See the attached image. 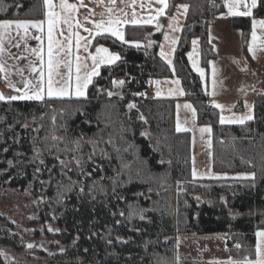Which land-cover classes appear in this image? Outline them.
Instances as JSON below:
<instances>
[{
  "label": "trees",
  "instance_id": "trees-1",
  "mask_svg": "<svg viewBox=\"0 0 264 264\" xmlns=\"http://www.w3.org/2000/svg\"><path fill=\"white\" fill-rule=\"evenodd\" d=\"M179 4L188 13L175 71L198 123L212 128L213 169L254 173V179H193L191 136L175 129V103L144 96L153 79L173 76L158 51ZM225 11L226 0H169L159 28L128 26V43L109 35L94 40L93 47L121 59L101 68L86 97L0 101V194L31 187L45 199L42 218L53 220L63 245L52 264H178L183 235H228L233 261L256 259L255 234L264 230V94L255 98L251 121L222 124L188 60L198 38L209 70L217 58L210 30ZM44 18V0H0V20ZM257 18H264V0L251 16L232 18L245 47ZM136 42L145 46L129 44ZM116 78L124 85H114ZM1 245L21 248L13 224L2 217ZM0 264L22 263L0 256Z\"/></svg>",
  "mask_w": 264,
  "mask_h": 264
},
{
  "label": "crops",
  "instance_id": "crops-1",
  "mask_svg": "<svg viewBox=\"0 0 264 264\" xmlns=\"http://www.w3.org/2000/svg\"><path fill=\"white\" fill-rule=\"evenodd\" d=\"M235 2V0L226 1V11L220 14L214 25L210 30V40L213 45L217 58L210 62L209 70H206L202 65L201 60V43L200 39L195 38L197 41L194 46L191 45L192 58L188 60L193 71L198 74L203 82L205 90L211 95V104L213 106L219 104L222 107L217 108L221 116L225 117V122L222 124H244L251 120H245L244 123L229 122V118L235 120L236 118L252 115L254 118V104L255 98L259 94H264V26L259 23L253 27L252 32L245 47L243 40V33L240 29L236 28L231 15L228 12V3ZM60 0H53L56 5L55 11L59 9ZM67 3L76 5V8L71 12L72 28L69 29L67 24L60 23L53 30L54 40L60 41L64 45V49L53 47L54 66L52 69L53 87L60 88L65 82L69 83L71 87L68 88V95L63 97H49L47 95V80H48V31L47 23L42 26V31L29 27L25 34L24 29L17 30L15 26L7 29L0 34V64L3 70L0 71V79L2 86H0V93L6 98L16 95H23L25 91L32 95L40 86V73L43 72V87L44 99L47 98H83L75 95V77L77 74V63L80 64V75L90 72L92 68V60L89 53L95 54L96 47H93L94 40L101 35L112 36L109 32H102L96 35V23L104 21L107 26L108 21L119 20L120 24L117 25L119 30L124 34L126 40L125 30L128 26H153L157 27L160 20L165 16L169 0H167V7H164L159 0H67ZM250 5L251 0H242L237 5V11H246L245 5ZM259 4V0L257 6ZM179 4L172 16L164 24L163 36L159 45V56L161 46L165 53L171 55L172 64L169 65L165 59L160 58L171 68L173 73L169 78H156L151 81L153 89V97L156 100H171L175 103V129L177 131V124L191 136V171L193 179L195 180H223V179H247L246 176L251 174L247 173H217L213 169V132L212 128L208 125H200L198 123V114L193 103L186 99L185 90L182 81L176 75L175 71V54L180 41L181 32L186 21L184 9ZM45 6V4H44ZM163 8V14H158V10ZM111 9V11H109ZM255 9V8H254ZM252 9V14L254 12ZM47 8L45 6V13ZM68 13L62 12L61 15ZM245 17V16H240ZM46 21V15L43 19ZM151 20V23L147 21ZM2 21V20H0ZM26 21V20H21ZM138 21V23H134ZM254 21H264V18H257ZM79 25V26H77ZM88 29L89 31H85ZM255 31L256 40L253 42L252 33ZM86 38L80 41V47H77L76 36ZM165 36L168 39H165ZM36 37H40L36 39ZM114 37V36H112ZM119 40L117 37H114ZM176 43L173 44L172 41ZM70 41V45H69ZM87 41H91L88 45V50L85 51L84 45ZM120 42H123L119 40ZM131 45H139L144 47V43H129ZM70 47V51H69ZM104 47V46H103ZM107 48V47H105ZM250 48L252 51H250ZM33 49L40 52L37 56ZM110 53H113L107 48ZM174 49V50H173ZM21 51L35 60L36 57L38 67L33 71L34 66L30 62H25L24 68H19L16 60L18 52ZM116 54V53H113ZM77 56L80 60L77 61ZM120 57V55H119ZM121 59V58H120ZM117 60L114 64H117ZM193 60L196 61V68L193 67ZM59 61L57 66L56 62ZM102 64L104 66H111ZM41 66L42 70L41 71ZM33 67V68H31ZM197 68L202 69L204 75L201 76ZM174 69V71H173ZM70 77V79H69ZM96 77V76H95ZM92 79V82L94 78ZM179 80L180 84L172 83L174 80ZM31 81V84L28 82ZM156 81H160L157 85ZM92 84V83H91ZM89 84V86L91 85ZM27 85V87H26ZM88 88L85 90L86 96ZM16 89H20L19 92ZM172 90L169 94V90ZM183 91V95L180 94ZM159 91V95L157 92ZM7 100V99H5ZM35 100V99H33ZM191 105V108L185 107ZM193 109L195 111H193ZM201 128H210V132H201ZM178 132V131H177ZM195 172V175L193 173ZM264 231V230H260ZM229 236H212L206 235L204 237H193L190 235H183L178 237V260L179 264H245V261H229ZM258 240V237H257Z\"/></svg>",
  "mask_w": 264,
  "mask_h": 264
},
{
  "label": "snow or ice",
  "instance_id": "snow-or-ice-1",
  "mask_svg": "<svg viewBox=\"0 0 264 264\" xmlns=\"http://www.w3.org/2000/svg\"><path fill=\"white\" fill-rule=\"evenodd\" d=\"M82 2V0H81ZM114 2V0H113ZM242 0H235V2H230L228 3V12L231 15L234 16H251L252 15V9L257 7V3L258 0H251V4L250 5H245V7L247 8L246 11H237V5L239 3H241ZM159 3H161L162 5H164V7H167V0H159ZM44 4L47 8V11L45 13L46 15V21L45 20H33V21H21V20H2L0 21V34H2L4 31H6L7 29L15 26V28L17 30L19 29H24L25 34L27 33V30L29 27L31 28H35L39 31H42V26L47 23V31H48V80H47V95L49 97H53V96H57V97H63V96H67L68 93V88L71 87V85L67 82H65V84L60 87V88H54L53 87V77H52V69L54 66V56H53V47L54 44L56 47L60 48L61 50L64 49V45H61L60 41L54 40V36H53V30L54 28H56L60 23H64L67 24L69 29L71 30L72 28V23L70 22L72 19L71 16V12H73L76 8V5L74 4H69L67 3V0H60L59 3V9L60 11H55L54 9L56 8V5L53 4V0H44ZM181 8L184 9L185 13L187 12L188 9V5H180ZM109 11H111V9H109ZM164 9L161 8L158 10V14H163ZM68 13L67 15H61V13ZM134 23H138V21H134ZM147 23H151V20L147 21ZM259 23L261 26H264V21H254L253 22V27H255V25ZM120 24V21L117 20H109L107 26L105 25L104 21H100L99 23H96L95 27L97 29L96 35H100L102 32H109L111 33L112 36L117 37L119 40L123 41L124 43H128V41H126L124 39V34L119 30V28L117 27V25ZM79 26V25H77ZM157 27L159 28L160 26L157 25ZM85 31H89L88 29H85ZM73 35L76 36V44L77 47H80V41L81 40H85L86 38L84 37H80L78 34L74 33ZM252 37H253V42H255L256 40V33L255 31H253L252 33ZM40 37H36V39H39ZM165 39L167 40L168 37L165 36ZM91 43V41H87L84 45L85 51L88 50V45ZM173 44L176 43L175 40L172 41ZM192 44L195 46L197 44V41L193 40ZM69 45H70V41H69ZM137 47H139V45H136ZM149 47L151 46V42H149ZM174 50V49H173ZM3 49L0 48V52H2ZM33 51L35 52V54L37 56H40V52L33 49ZM69 51H70V47H69ZM250 51H252V49L250 48ZM89 56L92 60V68L90 72L85 73L83 76L80 75V64L77 63V74L75 77V95L77 97H86V92L85 90L88 88L89 84L92 83V79L95 76H99L100 75V67L102 64H107V65H111L114 64L117 60L120 59L119 54H113L110 53L109 50L103 46H98L96 48V53L93 55L91 53H89ZM160 56L165 59L167 61V63L169 65L172 64V59H171V55L169 53H165L163 51V48L161 46V51H160ZM192 58V53H189V59ZM77 61L80 60V57L77 56ZM57 66L59 64V61L56 62ZM193 67L196 68V61L193 60ZM3 70V66L2 64H0V71ZM33 71L35 72L36 69L35 67L33 68ZM174 71V69H173ZM197 71L200 72V75L203 76L204 72L202 69L197 68ZM43 76L44 73L41 72L40 73V83L41 86L32 94L29 95L27 91H25L23 93V95H16V96H11V97H5L2 93H0V101L2 100H9V101H14V100H43L44 99V87H43ZM70 79V77H69ZM29 84H31V81L28 82ZM112 83L116 86H123L125 81L121 80V81H112ZM172 83L179 85L180 81L174 80L172 81ZM156 84L159 85L160 81H156ZM27 87V85H26ZM17 92L20 91V89H16ZM172 90H169V94H171ZM109 96L113 95L112 92H108L107 93ZM159 91L157 92V95H159ZM180 94L183 95V91L180 90ZM134 95H142L140 93H134ZM130 108L135 107L134 104H130L129 105ZM185 107L187 108H191V105H185ZM215 107L217 108H221L222 106L217 104L215 105ZM193 111H195L193 109ZM225 117L221 116L220 118V122L224 123L225 122ZM253 119L252 115H247V116H242L239 118H236L235 120L229 118V122H239V123H244L245 120H251ZM187 129H182L179 125V122L177 124V131H186ZM200 131L203 132H210L211 129L210 128H201ZM55 139V137H54ZM11 163V162H9ZM41 163H43V161H41ZM61 163L63 164L64 162L61 161ZM77 163H79V161H77ZM193 175H195V172L193 173ZM245 178H251L254 179L255 178V174H251L250 176H246ZM121 215H123V213H121ZM131 215V214H130ZM51 230V229H49ZM258 237L257 240V244L255 246V254H256V259L254 260H246L245 264H264V231H258L255 234ZM29 248L34 247V245L29 244L28 245Z\"/></svg>",
  "mask_w": 264,
  "mask_h": 264
},
{
  "label": "rangeland",
  "instance_id": "rangeland-1",
  "mask_svg": "<svg viewBox=\"0 0 264 264\" xmlns=\"http://www.w3.org/2000/svg\"><path fill=\"white\" fill-rule=\"evenodd\" d=\"M16 60L20 63L19 68H24L25 62H30L34 67H38V57L32 60L27 53L22 55L21 51L18 52ZM41 71H43L42 66ZM29 123H33V120ZM144 132L146 133L147 130ZM44 205L45 199L33 195L31 187L23 190L8 187L1 192L0 217L13 224L15 233L21 241L20 249L8 245L0 246V256L4 261L22 264H52L51 258L62 251L63 245L56 239L58 228L54 226L53 220L44 221L42 218ZM29 244L34 247L29 248ZM227 257L230 258V262H233L229 251ZM177 262L179 264L178 257Z\"/></svg>",
  "mask_w": 264,
  "mask_h": 264
},
{
  "label": "built area",
  "instance_id": "built-area-1",
  "mask_svg": "<svg viewBox=\"0 0 264 264\" xmlns=\"http://www.w3.org/2000/svg\"><path fill=\"white\" fill-rule=\"evenodd\" d=\"M121 80H122L121 78H116L115 79V81H121ZM127 89H128V87H127ZM153 94H154V92H153V89H152V87L150 85L149 89L144 93V96L147 97V98H154Z\"/></svg>",
  "mask_w": 264,
  "mask_h": 264
},
{
  "label": "water",
  "instance_id": "water-1",
  "mask_svg": "<svg viewBox=\"0 0 264 264\" xmlns=\"http://www.w3.org/2000/svg\"><path fill=\"white\" fill-rule=\"evenodd\" d=\"M148 45H149V43H148ZM152 45H153V42H151V46L150 47H152Z\"/></svg>",
  "mask_w": 264,
  "mask_h": 264
}]
</instances>
